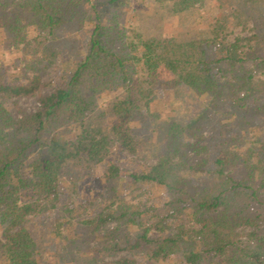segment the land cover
Segmentation results:
<instances>
[{
	"label": "trees",
	"instance_id": "trees-1",
	"mask_svg": "<svg viewBox=\"0 0 264 264\" xmlns=\"http://www.w3.org/2000/svg\"><path fill=\"white\" fill-rule=\"evenodd\" d=\"M237 1L232 27L252 21L256 32L230 41L223 17L187 38L168 32L136 39L121 18L129 0H0V30L25 41L29 54L42 45L25 83L0 67V264H56L42 260L47 239L64 251L93 238L101 241V256L125 250L134 263L202 264L211 255L227 264H264V138L257 120L264 115V37L257 27L264 25V0ZM206 3L151 0L150 9L196 27ZM28 28L36 36L26 41ZM84 28L77 49L70 31ZM57 59L55 76L45 78ZM141 63L133 99L129 84ZM186 88L193 92L188 98ZM29 96L37 108L26 113L16 100ZM189 101L196 110L179 117ZM210 119L214 131L204 137L199 124ZM112 146L156 161L119 174L117 182L106 179L100 206L80 216L89 204L81 185ZM141 187L164 199L140 208L114 196ZM67 225L79 226L78 238L62 234ZM245 227L251 231L241 245L237 229Z\"/></svg>",
	"mask_w": 264,
	"mask_h": 264
},
{
	"label": "rangeland",
	"instance_id": "rangeland-1",
	"mask_svg": "<svg viewBox=\"0 0 264 264\" xmlns=\"http://www.w3.org/2000/svg\"><path fill=\"white\" fill-rule=\"evenodd\" d=\"M236 3L237 0H207L205 4L204 10L202 9V13L204 15L202 20L196 27H193L191 22L187 17H181L175 19L173 17H165V19L159 18V16L153 13L152 9H150L151 0H129L128 5L125 3V6L121 8V18L125 19V28L126 32L129 34L133 33V37L139 39L140 37H149L156 34L168 33L173 35H178L180 38H187L190 36L196 35V33L200 30L205 29V27L209 24L211 18H221L223 17L229 23V29L227 31V38L230 41H233L236 37L239 38H249L256 31L254 29V24L252 21H248V24L242 28L241 26L232 27L231 20L236 16ZM248 11V10H247ZM195 15V14H194ZM229 16V17H228ZM190 17V16H189ZM198 18V16H196ZM197 21V20H196ZM258 30L262 37H264V25H258ZM70 34L74 37L75 48H82L85 43V28L79 30H71ZM36 36V32L32 28H28L26 31V41L32 39ZM25 42V41H24ZM24 42L17 44L14 40H10L8 34L2 30H0V50L7 51L8 53L18 52L19 56H16L13 63L5 66L3 63H0V67L4 75L9 79L19 80L20 83H25L27 78L31 77L32 71L30 69V65H38L36 62L37 58H40V51L42 50V45H39L36 48V52H32L33 54H29L26 52V47ZM253 42V41H252ZM63 44V43H61ZM67 46L68 44L64 43ZM76 50V49H75ZM63 52L66 55L72 54L71 50L65 48ZM62 60L57 59L54 62V65L51 67L50 72L45 78H52L56 74V70L60 68ZM145 72L144 64L141 63L137 67V73L133 76L132 81L130 82L131 88V97L133 99L137 98V91L139 89V81L141 74ZM17 73L21 74V77L18 79ZM23 75V76H22ZM260 79L264 80V75L260 76ZM258 89H261L258 86ZM50 89H46L43 93H49ZM120 91L114 92L110 95V97L116 95ZM186 98L187 96H191L193 92L186 88L182 93ZM17 106L26 113L33 112L37 108V103L35 97H20L16 100ZM190 102V101H189ZM191 103V105H190ZM188 103L186 108L180 107L181 110H177L179 117L186 116L190 117L193 113L190 112L193 109L196 110V106L193 107V102ZM106 103H104L105 106ZM196 105V104H195ZM103 106V107H104ZM97 107H101L99 103ZM193 108V109H192ZM190 113L189 115H186ZM262 115V113H261ZM257 117V120H260L258 127L261 132L262 138H264V115ZM165 116V113H163ZM210 120L203 121L199 124V128L201 130V134L204 137H208L213 131V123ZM137 123V122H136ZM81 129V125H77L76 127L70 128L68 135H74ZM258 136V135H254ZM156 141V140H153ZM204 144L203 142H201ZM156 144V143H154ZM156 161L155 157H150L148 154H137V155H129L123 151H120L115 146L110 148L109 154L105 157L104 161L100 164L96 165L92 172L91 176L85 177L86 179L83 181L81 185V193L83 201H87L92 204H88L87 209H82V213L80 216H88L92 210L98 208L101 204L102 197L106 194L108 190V186L106 185V179H111L113 182H117V177L119 174H125L129 171H135L145 166L151 165ZM116 200L122 199L123 201H127L134 206H139L141 208V204H145L146 206L151 205L153 202L158 200H163L164 196L162 193L157 192L156 190H149L147 187H141L137 191H127L124 190L114 195ZM76 200H79L77 198ZM87 205V204H86ZM79 217V216H78ZM78 217L74 218L76 220ZM108 228H113L114 224H108ZM62 234L70 239L78 238L80 235V228L77 225H67V227L62 228ZM132 232L135 230V227H131ZM35 231L39 234L41 233V228L38 226ZM251 231V228H239L237 229V240L241 242V245L247 243V233ZM152 237L150 233L148 235ZM53 239H47L45 241L46 248L44 249V254L42 260H46L47 262L53 263L58 261L56 264H84L83 261L91 259L92 257L101 256L98 253V249L101 246L98 238H93L87 241L86 244H77L72 245L70 248L62 251L59 247H54ZM239 244V243H238ZM65 255V260H59L60 257ZM137 260L136 256H133L130 252L121 250L112 255L103 254L98 261L93 264H141L140 262H135ZM202 264H227L225 260L221 257L215 256L212 257L209 255V259Z\"/></svg>",
	"mask_w": 264,
	"mask_h": 264
},
{
	"label": "clouds",
	"instance_id": "clouds-1",
	"mask_svg": "<svg viewBox=\"0 0 264 264\" xmlns=\"http://www.w3.org/2000/svg\"><path fill=\"white\" fill-rule=\"evenodd\" d=\"M20 53L18 52H13V53H8L7 51L0 50V63H3L5 66L10 65L13 63L14 59L16 56H19ZM107 97H104L101 99L100 104L101 107L104 106L105 100Z\"/></svg>",
	"mask_w": 264,
	"mask_h": 264
}]
</instances>
